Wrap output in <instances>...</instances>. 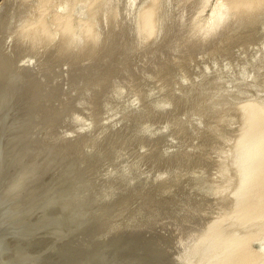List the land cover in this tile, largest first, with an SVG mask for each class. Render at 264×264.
I'll list each match as a JSON object with an SVG mask.
<instances>
[{"label": "rangeland", "instance_id": "1", "mask_svg": "<svg viewBox=\"0 0 264 264\" xmlns=\"http://www.w3.org/2000/svg\"><path fill=\"white\" fill-rule=\"evenodd\" d=\"M16 1L13 2L15 6L18 5ZM45 1L47 2L48 14L46 18H42L41 22L44 25L43 28L47 27L48 30L42 32V36L39 34L41 37L38 38L39 40L37 39L38 36H35L39 43L36 42L35 37L33 39L30 38L31 36L25 37L32 33V30H29L30 33L25 35V32L30 28L28 19L31 15V17L36 16L34 7L39 8V1H35L37 6L34 1H31L34 4H32L33 7H31V3L29 4L28 7L33 11L29 10L32 14L25 11L30 15H28V19H25L27 16L25 14V17L19 16V12L22 11L18 7L19 12L14 14L15 16L13 14L12 17L9 16L13 20L12 23L9 21L11 25L9 22H7V26L5 25L6 27L9 26L10 29L6 28L7 32L4 31L3 33L5 36L3 34L1 36L0 33V68H4L0 72L4 73L3 75L8 74V76L2 77L0 73L4 79L2 83L3 79L0 77V110L5 108L6 111L4 106L8 107L10 103L14 102L12 106L8 107L12 109L8 110L7 108L12 113L6 111L11 116H6L8 122H6L7 119L5 120V115L8 113L4 115L0 111L2 113L0 114L4 115L3 118L0 117V126L2 127L0 130L6 134L4 135L0 131L4 135L0 139L5 140L6 136L11 135L5 140V142L11 140L10 142L4 143L5 146L1 144L3 148L5 147L4 150L6 147H10L8 148L10 150H6L4 153L0 150L3 153L0 154L2 156H0V190L4 192L8 187L14 186L12 187L15 189L14 196L22 198L27 206L28 221L31 225V228L28 227L27 229L29 230L28 233L34 235L30 238L28 245L22 241H15L12 247L13 251H9L8 257L11 258L9 264H105V262L106 264H204L205 260H207L205 264H212L216 261L219 264L218 260L215 262L210 260L209 263L211 256L208 259H205V256L207 255V258L210 254L208 252L213 250L212 246L214 249L216 248V251L218 246L220 248L226 242H231L235 250H241L242 247L241 251H243L244 256L246 255L245 259L250 260L249 264L253 262V264H264V219H260L264 218L261 216L264 213V198L261 197L264 195V185L258 184L257 187L250 189L247 197L241 196L238 194L239 190L237 191L240 188L238 175L235 174L238 171L235 168L239 167L247 150V147L240 149L238 144L246 129L244 120L246 113L243 116L246 109L241 107L244 104L246 107L247 104L251 103L264 111V6L258 9L257 5L256 10V7L252 9L256 14L262 13L257 15L259 20L255 13L252 14V11L249 12L246 9H244L246 13L241 11L246 15L248 12H252L251 14L255 15L257 20L253 19L252 16L250 19L244 14L243 17L238 16L242 14L240 12L238 15L236 13L237 19L233 18L235 21L240 19L239 22L242 21L241 23L244 25L248 19L250 24L247 22L242 26L238 23L239 26L236 27L237 22L233 20L231 24L235 25L236 28L230 25L233 30L229 26L228 34L226 33L224 38L206 45L199 38H195L192 31L195 30L196 32H194L197 33L201 23L205 25L209 20L210 11L222 0H209L205 8L203 0H156L160 4L155 21L157 22V30H163L164 34L170 35L172 32L170 26L177 22L178 17L183 16L182 18L186 21V31L189 32L188 35L185 31L187 36L183 35L179 42H174V40L172 42L167 38L164 44L161 43L162 47L161 45L159 47L154 45L150 38V41L141 39L144 41V43L142 42L143 45L141 43L139 46L134 45L137 43L134 35L136 33L134 16L139 22L143 18L140 17L143 15L141 13L144 10L142 7L145 3H153H150V0L148 2H146L147 0H140L142 3L139 4L138 9L134 8L131 10L132 12L129 8L126 9V0H111V2L109 0L108 4L105 0L99 8H97L98 0H69L68 2L72 1V5L74 4V9L68 3V6L65 5V10H61V6L62 9L64 7V0H43L42 2ZM83 1L84 5H88L86 9L88 11L89 8L90 12L81 17L76 11ZM237 1L242 3V0ZM245 1H243L244 5L238 2L235 4L233 0L231 3H234V5L232 3L233 6H252L251 4L256 0H251L250 5L244 3ZM2 2L3 0H0L1 4ZM4 2H6V7H4V3L0 4L1 18H6V14L8 16L12 12L15 13L13 10L15 6L10 4L12 6L10 13L9 0ZM182 2L185 3L179 8L178 4ZM93 5L95 6L93 7ZM91 6L93 9H90ZM105 6L110 7L109 10L112 11L108 12ZM191 6L193 10L190 8ZM15 8L17 9V7ZM260 8L261 11H257ZM21 9L23 8L21 7ZM58 9L61 12L65 11L67 15H71V32L73 33L71 36L74 35V38L82 39L84 44L80 40L82 44L71 41L75 45L78 44L77 47L71 43H64L66 46H62L64 37L67 35L63 37L64 33L58 32L61 31L58 29L59 21H56L57 15H60ZM113 9H115V13ZM201 10L203 14H201ZM101 14L103 18L100 17ZM105 15L107 18H104ZM16 17L18 19L15 22ZM173 17L176 22L172 21ZM241 18H244V22ZM104 19L105 21H102ZM109 19L111 22L114 21L111 25H117L115 27L114 25L110 26ZM1 21L4 22V19H0V26L3 24ZM85 21H90L95 25L94 32H91L92 36L98 39V44L101 43L100 46L85 45V35H83L84 33L81 35L84 24L82 22ZM166 21H170V23L172 21V24H168ZM21 22L24 23L22 24L25 27ZM26 22L28 23L26 24ZM103 23H107L105 24L106 27ZM129 23H134V25ZM128 24L131 26L129 27ZM190 24L195 27L201 25L199 28L192 29ZM12 25L13 27H11ZM133 26L135 32L131 29L134 28ZM190 26L191 30L188 31L189 28L187 27ZM63 27L65 28V23H63ZM107 27L109 29L115 28L113 30L119 36L111 34L114 35L112 37L109 34L110 38L108 37V39V32H111ZM18 28L19 31L16 35ZM229 30H232L231 33ZM20 35L23 37L21 38ZM189 36L193 37L190 38ZM118 37L120 41H116L119 40ZM99 38H103L101 40H105V43H102ZM132 38L134 41L131 40ZM106 39L108 43H106ZM110 39L113 42H109ZM121 39L124 41L122 42ZM31 40L37 44L33 45L34 42ZM187 40L193 42L190 41V44ZM114 41L115 44L119 42V49L126 48L124 46L125 44L128 46L129 41H132L131 43L136 46L135 50L132 44L133 47H130L132 49L127 47L129 52L126 53L130 56L127 55L126 62L123 66L121 65V68L117 65L120 60L116 56L118 55L117 52L108 53V56L103 55L110 43L112 44L109 48L114 45ZM148 41L152 44H149ZM236 41H240V43ZM124 42L127 43L124 44ZM173 46L177 47L175 52L171 50ZM69 47L71 51L68 50L69 53H67L66 50ZM82 47L84 49L81 50ZM93 47H96V50H92ZM203 47L205 48L203 49ZM8 48L14 54H11ZM85 48L87 52H85ZM207 48L211 49L208 50ZM200 49L204 52H199ZM59 51L62 53L65 51L66 56ZM99 51L102 54H97L100 53ZM220 52L224 53L221 54ZM59 53L63 58H58L60 57ZM69 54L72 59L79 55L80 62L77 61L74 66ZM10 55L14 57L13 60L16 62L3 65L2 60L11 58ZM56 56L58 57L56 58ZM201 57H205L203 61ZM213 57L215 61L212 59ZM146 61H149L150 64H147ZM100 63L105 69L107 67L108 69L101 73L104 74L98 84L92 80L94 75L91 74V68L100 65ZM208 67L210 68L208 69ZM10 69L12 71L9 74L8 70L10 71ZM174 70L176 71L174 72ZM142 73L146 74L147 77ZM148 73L150 77H148ZM140 76L145 78L141 77L140 79ZM122 78L124 79L122 80ZM118 90L121 93H118ZM255 105L253 107L257 108ZM243 109L245 110L242 111ZM2 119L6 122L5 124L1 123ZM1 124L5 127L8 124L6 130ZM261 125V122L257 123L251 129L250 137H247L249 143H253L257 139ZM228 147H232L230 148V150L232 149L231 152ZM237 149L241 151L237 152L236 157ZM10 152L11 155H9ZM229 156H232L231 160L234 161H231ZM6 158L9 159V162ZM235 158L239 162H236ZM230 161L232 166H230ZM227 164L229 165L225 166ZM236 164L237 167L234 166ZM219 165H222L224 169ZM225 170L227 171L225 173L227 178L224 175ZM236 179L238 182L235 181ZM235 183L239 186H235ZM221 184L223 187H227L229 191L236 188L234 192L231 191L233 195L236 193V196L224 188L225 192L235 197L236 200L227 198L228 195H224L225 192L224 196L219 192H223ZM215 185H220L219 191L216 190ZM229 185H234V187L231 188ZM213 193L219 195L213 196ZM254 193L255 196L253 195V197L252 194ZM215 197L222 201L215 199ZM204 198L205 200H203ZM226 198L232 200L229 202ZM260 198L263 199L261 200L262 203L259 201ZM237 199L241 201L238 202ZM246 199L247 201L250 200V204ZM214 200L217 205L213 204ZM258 203H261L259 208H257ZM199 209L204 210V212ZM52 211L53 213H51ZM258 212L260 213L257 215ZM63 214L66 215L62 216ZM61 217L63 219H59ZM64 217L65 220H70L69 222L67 220L68 224L65 223ZM62 222L63 226L60 227ZM200 235L205 236L202 238L204 242ZM23 244L26 247H22ZM197 245H199L198 248ZM210 247L211 249L208 250ZM196 250L198 252H195ZM246 253L249 257L253 254V257L249 258Z\"/></svg>", "mask_w": 264, "mask_h": 264}, {"label": "bare ground", "instance_id": "2", "mask_svg": "<svg viewBox=\"0 0 264 264\" xmlns=\"http://www.w3.org/2000/svg\"><path fill=\"white\" fill-rule=\"evenodd\" d=\"M5 0H3V2H2V4L4 3V7H6L5 6V4H6V2H4ZM7 1V0H6ZM15 1L16 0H11V3H10V0H9V6H15L14 4H13V2L15 3ZM31 1H39V8H37L36 9V7H34L33 9H34V11H36V13H35V17H31L29 14H32L30 11H33L31 8H29L28 6H29V4L31 3ZM43 0H19V1H16V3L18 4H16L17 6H15V7H17V9L14 7L13 8V10L15 11V13H13L12 12V6H11V11H9L10 13H11V15H8L7 16V14H6V12L8 11V8H9V6H8V8H7V11L5 12V14H6V18H4L3 17V15H2V17L3 18H1V15H0V19H4V22H2L1 21V26H0V33H1V36H2V34L4 33V31L5 32H7V30H6V28L8 29H10V27L8 26V27H6L7 25H8V23L7 22H11L12 23V19L11 18H9V16L10 17H12L14 14L16 15V13H18L19 11H18V7L20 8V10L22 11V12H19V16L21 17V15H23L24 16V14H25V16L27 15H29L30 16V18H29V16L27 17H25V19H28L29 21V23L28 22H26V24L28 23L29 25H30V28L28 29V31L29 30H32V33H30V31L28 32V31H26V29H25V35H27L28 33H30V35L29 36H25V37H30V38H32L33 39V37H37V39L38 38H41V37H39L40 35L39 34H41V36H42V32H44V31H46V30H48L47 29V27L45 28H43V24H42V22H41V20H42V18H46L47 17V12H48V7H47V2L45 1V2H42ZM51 1V0H50ZM69 0H64V3H63V9H62V6H61V10H65L64 8H65V5H67L68 3H70L71 5H72V1L71 2H68ZM92 1V0H91ZM90 1V2H91ZM99 1V3H98V7L97 8H99V6H101L102 4H103V2L105 1V0H98ZM114 1V0H113ZM123 1V0H122ZM121 1V2H122ZM142 1H144V0H142ZM142 1H140V0H126V9H128L129 8V10H130V12H132L131 10H133L134 8L136 9H138V7H139V4H141L142 3ZM146 1V0H145ZM182 1V0H181ZM184 1V0H183ZM207 1L209 2V0H203V6H204V8H205V6H207L206 5V3H207ZM230 2H228V4H227V2H226V0H222V2H220V3H218V4H216V6L210 11L211 13H210V16H209V20H208V18H206L208 21L205 23V25H203V23H201V24H199V26H200V28H199V26H196V27H198L199 29L197 30V33H195L194 31H192V33L193 34H195V38H199V40L201 41V42H204V43H206V45H207V43H213V42H215V41H217L218 39H220V38H224L225 36L224 35H226V33L228 34V29H229V26L230 25H232L231 23H233V22H231V21H233L235 18L237 19V17L235 16V14L237 13V15L239 14V12L240 13H242V14H239L238 16H242L244 13H246V11L244 10V9H246V10H248L249 12L250 11H252L251 13L252 14H254L255 12H254V10H252L253 8H255L257 5V7H258V9H259V7H261V6H264V0H254L255 2L253 3V4H251L252 6H233L234 5V3L233 2H235V4H238V3H241V1H237V0H233V5H232V3H231V0H229ZM243 1L244 0H242V3H241V5L243 4ZM251 0H246L244 3H248L249 4V2H250ZM109 3V0H107L106 1V3ZM110 2H111V0H110ZM146 2H148V0L146 1ZM150 3L151 2H153V3H151V4H146L145 2V4L143 5V7H142V9H144V10H142L143 12H141V13H143V15L142 16H140V17H143L142 19H140V17H139V19L140 20H143V21H141L140 22V20H139V22H138V19L136 18V16H134V23H135V25H136V33H134V35H135V42H137V43H133L134 45H136L137 44V46H139V44L141 43L142 44V42L144 43V41H147L146 39H148L149 40V38H150V40H153V42H154V45H157V46H159L160 47V45H161V47H162V44L161 43H163L164 44V41L168 38V40L170 39L172 42H173V40H174V42H179V40H180V38L181 37H183V35L186 37L187 36V34L189 33V32H187L186 31V21L182 18L183 16H181V17H178L179 19H177V22L176 21H174V17H173V22H176V23H173V25H171L170 26V30L172 31L171 32V34L170 35H167L168 33H166V34H164L163 33V30H162V28H161V30L162 31H160L159 29L157 30L156 29V26H157V22H155L156 21V18H157V15H158V12H159V7H160V4H159V2L158 1H156V0H150L149 1ZM176 2V1H175ZM175 2H173V3H175ZM186 2V1H185ZM185 2H182L181 4H178L179 5V8L181 7V5L183 4V3H185ZM236 2H238V3H236ZM19 3H20V6L23 8V9H21V7L19 6ZM36 3V2H35ZM74 3V2H73ZM106 3H105V5H106ZM107 3V4H108ZM165 3V2H164ZM172 3V4H173ZM179 3V2H178ZM187 3H188V1H187ZM231 3V4H230ZM1 4V3H0ZM1 4V5H2ZM11 4V5H10ZM33 3H31V5H32ZM85 4H87V2H85ZM91 4V3H90ZM111 4H113V3H111ZM208 4V3H207ZM247 4V5H248ZM262 4V5H261ZM0 5V6H1ZM34 5V4H33ZM33 5L31 6V7H33ZM48 5H50V4H48ZM62 5V4H61ZM71 5H69L70 7H73V5L71 6ZM95 5H96V3H95ZM95 5H93V7L95 6ZM176 5V4H175ZM184 5H186V4H184ZM196 5V4H195ZM232 5V6H231ZM244 5V4H243ZM250 5V4H249ZM260 5V6H259ZM36 6H37V3H36ZM68 6V5H67ZM67 6H66V9H68L67 8ZM86 6H88V5H84V1L83 2H81V5H79L78 7H77V13L78 14H80L81 15V17L82 16H84V15H86V13H88V12H90L89 11V8H88V11H87V9H86ZM111 6V5H110ZM170 6V5H169ZM50 7V6H49ZM106 8H107V10H108V12L110 11H112V10H109V8L110 7H107V6H105ZM113 7H114V5H113ZM163 7V6H162ZM175 7V6H174ZM174 7H173V9H174ZM195 7V6H194ZM202 7V6H201ZM257 7L255 8V10L257 9ZM27 8H29L28 10H27ZM96 8V9H97ZM178 8V9H179ZM184 8V6L182 7V9ZM190 8H192V6L190 7ZM16 9V10H15ZM31 9V10H30ZM60 9V8H59ZM58 9V10H59ZM71 9V8H70ZM69 9V10H70ZM73 9H74V7H73ZM90 9H93L92 8V6H91V8ZM112 9V8H111ZM172 9V8H171ZM188 9V8H187ZM200 9V8H199ZM6 10V9H5ZM4 10V11H5ZM30 10V11H29ZM50 10V9H49ZM95 10V9H94ZM100 10V9H99ZM114 11V13H115V9H113ZM128 10V11H129ZM181 10V9H180ZM179 10V12H182V11H180ZM192 10H193V8H192ZM205 10V9H204ZM241 10H243V12L241 11ZM263 10H264V8H263ZM3 11V10H2ZM3 11V12H4ZM17 11V12H16ZM25 11H29L28 13L27 12H25ZM60 11V10H59ZM68 11V10H67ZM101 11V10H100ZM174 11V10H173ZM175 11H178V10H175ZM189 11V10H188ZM188 11H186V12H188ZM196 11V10H195ZM257 11H261V8H260V10H257ZM2 12V13H3ZM24 12V13H23ZM107 12V13H108ZM178 12V13H179ZM204 12V11H203ZM248 12V15H246V14H244V15H246L247 17H250V19H251V16H252V18L254 19H256L257 20V18H258V16H259V14L258 13H260V12H258L257 14L255 13V15L257 16V18L255 17V15L253 16L251 13H249ZM263 12V11H262ZM1 13V14H2ZM8 13V12H7ZM10 13H8V14H10ZM27 13V14H26ZM60 13V15L58 14L57 15V18H56V21H59V23H58V29L59 30H61V31H58L59 33L60 32H62V34H63V37L65 36V35H67V36H65L64 37V41H63V47H65L66 45L65 44H67V43H71V44H73L71 41H75V43H78V44H80L81 43V41L80 40H82V39H78V38H74V35L73 36H71L73 33L71 32L72 31V25H71V22H70V18H71V15H67L66 13H65V11L64 12H59ZM135 13H136V11H135ZM140 13V14H141ZM174 13V12H173ZM183 13V12H182ZM195 13H197V12H195ZM13 14V15H12ZM34 14V13H33ZM169 14H171V13H169ZM199 15H201V14H203L202 13V10H201V14L200 13H198ZM197 14V15H198ZM250 14V15H249ZM260 14H262V13H260ZM14 15V16H15ZM46 15V16H45ZM128 15V14H127ZM176 15H177V13H176ZM175 15V16H176ZM197 15H196V17H197ZM5 16V15H4ZM73 16V15H72ZM106 16V15H105ZM111 16V15H110ZM115 16V15H114ZM117 16V15H116ZM171 16V15H170ZM178 16H180L179 14H178ZM185 16V15H184ZM190 16V15H189ZM188 16V17H189ZM202 16V15H201ZM235 16V17H234ZM245 16V17H246ZM19 17V18H20ZM24 17H22V19L24 20ZM101 18H103L102 17V14H101V16H100ZM167 17V16H166ZM165 17V18H166ZM186 17V16H185ZM195 17V16H194ZM195 17V18H196ZM243 17V16H242ZM261 17V16H260ZM104 18H107V16L106 17H104ZM119 18V17H118ZM164 18V17H163ZM172 18V17H171ZM180 18H182V19H180ZM194 18V19H195ZM200 18V17H199ZM203 18V17H202ZM234 18V19H233ZM239 18V17H238ZM7 19V20H6ZM9 19H11V20H9ZM16 19H18L17 17L15 18V22L17 21ZM117 19V18H116ZM170 19V18H169ZM193 19V18H192ZM198 19V17L196 18V20ZM201 19V18H200ZM199 19V20H200ZM244 19V18H243ZM242 18H241V20H243ZM246 19V18H245ZM252 19V20H253ZM73 20V19H72ZM96 20V19H95ZM132 20H133V18H132ZM131 20V21H132ZM167 20V19H166ZM185 22H184V21ZM198 20V21H199ZM203 20V19H202ZM258 20H259V18H258ZM36 21V22H35ZM56 21H55V23H56ZM102 21H105V19L104 20H102ZM109 21H110V26H112V25H114V24H112L111 25V23H114V21L113 22H111V20L109 19ZM119 21H120V19H119ZM127 21H129V20H127ZM130 21V22H131ZM172 21H171V23H170V21L168 22V21H166V22H168V24L170 23V24H172ZM191 21V20H190ZM235 21V20H234ZM240 21V19L238 20V21H235V22H237V24H235V22H234V24L236 25V27L237 26H239V24L238 23H240V25H242V26H244L247 22H248V19L245 21L246 23H244V25H243V23H241V22H239ZM251 21V20H250ZM10 22H9V24H10ZM19 22V24H20V21H18ZM193 23L195 22V21H192ZM243 22H244V20H243ZM14 23V22H13ZM23 22H21V24H22ZM63 23H65V28L63 27ZM84 23V24H83ZM134 23H129V24H131V25H134ZM162 23H163V21H162ZM161 23V24H162ZM192 23V24H193ZM249 24H250V22H248ZM255 23V22H254ZM15 24V23H14ZM24 24V23H23ZM22 24V25H23ZM54 24V23H53ZM81 24V23H80ZM79 24V25H80ZM82 24H83V28L81 29V31H83V32H81V35L83 34V35H85V38H84V41H85V45L87 44V46L88 45H93V46H96V45H101V43L100 44H98L99 42H98V39L96 38L95 39V37H93L92 35V32L91 31H93L94 32V30H95V25L93 24V23H90V21H85V22H82ZM104 24V26H105V24H107V23H103ZM119 24V23H118ZM128 24V26L130 27L131 25H129ZM139 24V25H138ZM141 24V25H140ZM165 24V23H164ZM198 24V23H197ZM6 25V26H5ZM11 25V24H10ZM16 25V24H15ZM101 25H102V23H101ZM117 24H115L114 25V27L116 26ZM121 23H120V28H121ZM163 25V24H162ZM167 25V24H166ZM189 25V24H188ZM191 25V24H190ZM195 25V24H194ZM235 25H232V26H234L235 27ZM4 26H5V29H4ZM19 26V25H18ZM24 26V25H23ZM23 26H22V28H23ZM55 26V25H54ZM99 26V25H98ZM103 26V25H102ZM141 26V27H140ZM165 26V25H164ZM192 26V29L193 28H195L196 29V27L195 26H193V25H191ZM191 26L190 27H187V28H189V30L188 31H190L191 30ZM232 26H230L231 27V29H232ZM2 27H3V29H2ZM11 27H13V25L11 26ZM19 27H21V25L19 26ZM25 27V26H24ZM73 27H74V25H73ZM100 27V26H99ZM106 27V26H105ZM109 27V26H108ZM107 27V28H108ZM119 27V26H118ZM128 27V28H129ZM134 27V26H133ZM167 27V26H166ZM235 27V28H236ZM241 27V26H240ZM249 27H251L250 25H249ZM14 28H16V27H14ZM55 28V27H54ZM75 28V27H74ZM113 28V27H112ZM117 28V27H116ZM128 28H127V30H128ZM234 28V29H235ZM242 28V27H241ZM241 28H239V29H241ZM246 28V27H245ZM8 29V30H9ZM21 29V28H20ZM76 29V28H75ZM102 29V28H101ZM106 29V28H105ZM109 29V28H108ZM114 30H115V28H113ZM113 29H109L110 30V32L111 33H109L108 32V35L110 34H114V35H116L117 33L113 30ZM118 29V28H117ZM131 29H135V27L134 28H131ZM131 29H130V31H131ZM164 29V28H163ZM168 29H169V27H168ZM16 30V29H15ZM104 30V29H103ZM120 30V29H119ZM121 30H122V28H121ZM120 30V31H121ZM170 30H168V31H170ZM233 30V29H232ZM232 30H229V32L231 33V31ZM17 31V33H16V35L18 34V31H19V28H18V30H16ZM22 31V30H21ZM106 31V30H105ZM108 31V30H107ZM106 31V32H107ZM112 31H114L113 33H112ZM117 31V30H116ZM165 31V30H164ZM187 32V34H186V32ZM23 32V31H22ZM41 32V33H40ZM100 32H103V31H100ZM117 32H119V31H117ZM133 32H135V30L133 31ZM165 32H167V31H165ZM184 32H185V34H184ZM238 32V31H237ZM249 32V31H248ZM20 33V32H19ZM104 33V32H103ZM123 33V32H122ZM126 33V32H125ZM132 33V32H131ZM243 33V32H242ZM32 34V35H31ZM133 34V33H132ZM136 34H137V36H136ZM192 34V35H193ZM233 34V33H232ZM22 35H23V33H22ZM106 35H107V33H106ZM107 35V38L109 37L110 38V35L108 36ZM114 35H111L112 37H114ZM118 35V34H117ZM134 35H131L132 37H134ZM189 35V34H188ZM191 35V34H190ZM233 35H235V34H233ZM3 36H5L4 34H3ZM103 36V35H102ZM119 36V35H118ZM120 36H121V34H120ZM131 36H130V38H131ZM167 36V37H166ZM228 36V35H227ZM18 37V36H17ZM20 37H21V35H20ZM23 37V36H22ZM21 37V38H22ZM36 37L34 38L35 40H36V42H38L39 43V41H37V39H36ZM46 37V36H45ZM53 37H55V36H53ZM52 37V38H53ZM60 37H61V35H60ZM127 37H129L128 35H127ZM166 37V38H165ZM172 39H171V38ZM175 37V38H174ZM190 37V36H189ZM191 37H193V36H191ZM190 37V38H191ZM235 37V36H234ZM242 37H243V35H242ZM15 38H16V36H15ZM44 38V37H43ZM47 38H49V37H47ZM51 38V40L53 41V39ZM108 38V39H109ZM174 38V39H173ZM246 38V37H245ZM17 39V38H16ZM27 39V38H26ZM55 39V38H54ZM60 39V38H59ZM101 39H103V38H99V40H101ZM114 39V38H113ZM118 39L119 40H116V41H120V38L118 37ZM124 39H125V35H124ZM124 39L122 40V42L124 41ZM144 40V41H142V40ZM182 39V38H181ZM185 39V38H184ZM188 39V38H187ZM227 39V38H226ZM18 40V39H17ZM24 40V39H23ZM29 40V39H28ZM39 40V39H38ZM49 40V39H48ZM47 40V41H48ZM67 40H69V41H67ZM112 39H110V41L109 42H113V41H111ZM126 40V39H125ZM128 40V39H127ZM131 40H133L134 41V39L132 38ZM149 40V41H150ZM193 40V39H192ZM192 40H187V41H189V43H190V41H192ZM230 40V39H229ZM235 40H238V39H235ZM234 40V41H235ZM244 40V39H243ZM21 41V40H20ZM31 41H33V40H31ZM50 41V40H49ZM51 41V42H52ZM77 41V42H76ZM102 41V40H101ZM106 43H108V40L106 39ZM149 41H148V43H149ZM194 41V40H193ZM192 41V42H193ZM199 41V42H200ZM228 41V40H227ZM231 41H233V40H231ZM241 41V40H240ZM240 41L239 42H237V43H240ZM22 42V41H21ZM26 42V41H25ZM34 42V41H33ZM36 42H34V43H32V42H29L30 44L32 43L33 45L34 44H37ZM128 42V41H127ZM127 42H124V44L125 43H127ZM132 42V41H131ZM130 41H129V45L127 46L126 44H125V46H124V44H123V46L124 47H126V48H123L122 46V48L123 49H119L120 48V46H118V44H119V42H116V44H115V41H114V45L113 46H111V48H109L110 47V44H112V43H110L107 47L109 48H107L108 49V51H107V49H105L104 51H105V53L103 54V55H105L106 54V56H108L109 54L108 53H111V54H114L115 52H117V54L118 55H116L117 57H119L120 58V60L118 61V63H117V65L121 68L123 65H124V63L126 62L125 60L127 59V55L128 56H130L129 54H127L126 52H129V49H132V48H130V47H133L134 45L131 43ZM222 42V41H221ZM225 42V41H224ZM230 42V41H229ZM17 43V42H16ZM20 43V42H19ZM22 43H24V42H22ZM28 43V44H29ZM65 43V44H64ZM75 43L73 44V46L75 45ZM82 43L84 44V42H83V40H82ZM81 43V44H82ZM102 43H105V40L104 41H102ZM182 43V42H181ZM196 43V42H195ZM245 43V42H244ZM18 44V43H17ZM25 44V43H24ZM78 44H76V45H78ZM131 44L133 45V46H131ZM149 44H152V43H149ZM187 44V43H186ZM191 44V43H190ZM192 44H194V43H192ZM226 44V43H225ZM65 45V46H64ZM69 45V44H68ZM75 45V47H77ZM122 45V44H121ZM143 45V44H142ZM142 45H140V46H142ZM189 45V44H188ZM187 45V46H188ZM195 45V44H194ZM193 45V46H194ZM197 45H198V43H197ZM206 45H205V47H206ZM227 45V44H226ZM225 45V46H226ZM230 45V44H229ZM244 45V44H243ZM0 46H1V41H0ZM19 46V45H18ZM21 46V45H20ZM24 46V45H23ZM32 46V45H31ZM30 46V47H31ZM61 46V48L62 49H64L63 47ZM73 46H71V47H73ZM82 46H84V45H82ZM86 46V47H87ZM146 46V45H145ZM148 46V45H147ZM165 46V45H164ZM163 46V47H164ZM168 46V45H167ZM175 46V45H174ZM172 47V51H176L175 49L177 48H175V47ZM184 46V45H183ZM193 46H192V49H193ZM228 46V45H227ZM231 46V45H230ZM15 47H17V46H15ZM26 47V46H25ZM29 47V46H28ZM35 47V46H34ZM74 47V49H76ZM96 47H98V46H96ZM95 47V48H96ZM127 47H129V49H127ZM135 47L136 46H134V50H135ZM143 47V46H142ZM141 47V48H142ZM205 47H203V49L205 48ZM221 47V46H220ZM224 47V46H223ZM1 48V47H0ZM90 49L92 48L91 46L89 47ZM94 48V47H93ZM92 49V50H96V49ZM103 48H105L104 46H103ZM190 48V47H189ZM202 48V47H201ZM214 48H215V46H214ZM214 48H213V50H214ZM228 48H229V46H228ZM3 49V48H2ZM9 49V48H8ZM15 49V48H14ZM17 49V48H16ZM29 49H31V48H29ZM33 49V48H32ZM31 49V50H32ZM72 49V48H71ZM78 49H80V48H78ZM82 49H84V47H82L81 48V50ZM139 49V48H138ZM143 49V48H142ZM149 49V48H148ZM158 49V48H157ZM208 49V48H207ZM209 49H211V48H209ZM208 49V50H209ZM219 49V48H218ZM226 49V48H225ZM224 49V50H225ZM232 49V48H231ZM10 50V53L12 52L11 51V49H9ZM18 50V49H17ZM68 50H70V47H69V49L67 48V50H66V52L67 53H69V51ZM100 50V49H99ZM137 50V49H136ZM140 50V49H139ZM139 50H138V52H139ZM146 50V49H145ZM159 50H160V48H159ZM184 50V49H183ZM198 50V49H197ZM222 50V49H221ZM7 51V50H6ZM15 51V50H14ZM13 51V52H14ZM34 51V50H33ZM60 51H62V50H60ZM59 51V52H60ZM71 51V50H70ZM89 51V50H88ZM142 51V50H141ZM178 51V50H177ZM180 51H181V49H180ZM186 51H187V48H186ZM191 51V50H190ZM194 51V50H193ZM201 51H203L204 52V50H201L200 49V51L199 52H201ZM215 51V50H214ZM2 52V51H1ZM78 52V51H77ZM85 52H87V50H86V48H85ZM90 52H91V50H90ZM98 52V51H97ZM100 52V51H99ZM114 52V53H113ZM137 52V53H138ZM195 52V51H194ZM227 52V51H226ZM3 53V52H2ZM6 53V52H5ZM9 53V54H10ZM18 53L20 54V51H18ZM61 54H65V56H66V53H65V51L62 53V52H60ZM60 53H59V55H60ZM83 53H84V51H83ZM150 53V52H149ZM159 53V52H158ZM206 53V52H205ZM214 53V52H213ZM221 54H223L222 52H220ZM7 55H8V53H6ZM11 54H14V53H11ZM15 54H16V52H15ZM82 54V53H81ZM97 54H102V52H100V53H97ZM110 54V55H111ZM119 54H120V56H119ZM131 54V53H130ZM153 54V53H152ZM174 54V53H173ZM191 54V53H190ZM196 54V53H195ZM216 54V53H215ZM18 55V54H17ZM58 55V56H59ZM89 55H91V54H89ZM93 55V54H92ZM91 55V56H92ZM133 55V54H132ZM131 55V56H132ZM150 55V54H149ZM148 55V56H149ZM197 55V54H196ZM9 56V55H8ZM11 56V55H10ZM58 56H56V58L58 57ZM62 55H60V57H58V58H63V57H61ZM67 56H68V54H67ZM69 56H70V54H69ZM87 56V55H86ZM90 56V57H91ZM96 56H98V55H96ZM95 56V57H96ZM207 56H208V54H207ZM210 56H213V55H210ZM220 56V55H219ZM226 56V55H225ZM3 57H6V56H4L3 55ZM15 57H17V56H15ZM19 57V56H18ZM71 57V59H72V56H70ZM75 57V56H74ZM105 57V56H104ZM103 57V58H104ZM190 57V56H189ZM193 57V56H192ZM199 57V56H198ZM203 57V56H202ZM201 57V58H202ZM206 57V56H205ZM204 57V58H205ZM11 58H12V60H11ZM11 58L9 57V58H7V60L5 59V60H2L3 61V65H5V63L7 64V63H10V62H12L13 63V61H14V63L16 62L15 60H13V58L14 57H12L11 56ZM67 58V57H66ZM69 58V57H68ZM82 58V57H81ZM85 58V57H84ZM106 58V57H105ZM104 58V59H105ZM132 58V57H131ZM148 58V57H147ZM185 58V57H184ZM204 58H202L201 60L203 61V59ZM208 58V57H207ZM215 58H216V56H215ZM18 59V58H17ZM79 59H80V56L78 55H76V57L75 58H73L72 60V62H73V65L74 64H76V62L77 61H79ZM96 59V58H95ZM98 59H100V58H98ZM118 59V58H117ZM200 59V58H199ZM214 61H215V59H214V57L212 58ZM221 59V58H220ZM69 60V59H68ZM101 60V59H100ZM148 60H150V59H148ZM187 60V59H186ZM210 60V59H209ZM259 60V59H258ZM70 61V60H69ZM83 61V60H82ZM90 61V60H89ZM98 61V60H97ZM106 61H108V60H106ZM167 61V60H166ZM182 61V60H181ZM198 61V60H197ZM71 62V61H70ZM69 62V63H70ZM80 62V61H79ZM100 62V61H99ZM103 62H104V60H103ZM130 62V61H129ZM144 62V61H143ZM147 62V64H150L149 63V61H146ZM151 62V61H150ZM161 62V61H160ZM177 62V61H176ZM188 62V61H187ZM200 62V61H199ZM205 62H206V60H205ZM93 63V62H92ZM98 63V62H97ZM209 63H210V61H209ZM212 63H214V62H212ZM217 63V62H216ZM71 64V63H70ZM79 64V63H78ZM128 64V63H127ZM131 64V63H130ZM152 64H154V63H152ZM152 64H151V66H152ZM12 65V64H11ZM80 65H81V63H80ZM105 65V64H104ZM122 65V66H121ZM143 65H145V63H143ZM176 65H178V64H176ZM212 66H213V64H211ZM75 66V65H74ZM117 66V70H118V67ZM139 66V65H138ZM141 67H142V65H140ZM147 66V65H146ZM175 66V65H174ZM257 66V65H256ZM261 66V65H260ZM263 66V65H262ZM1 67V66H0ZM150 67V66H149ZM206 67V66H205ZM215 67V66H214ZM218 67V66H217ZM11 68H12V66H11ZM18 68V67H17ZM134 68H135V66H134ZM145 68V67H144ZM151 68V67H150ZM155 68V67H154ZM204 68V67H203ZM210 67H208V69H209ZM258 68V67H257ZM4 69V68H3ZM2 68H0V71H2L3 70ZM108 69V67L105 69V67L104 66H102V63H100V65L98 64V65H96L95 67H93V68H91V74L92 75H94V77L92 78V80L93 81H95L96 83H98L99 84V82H101L100 80H101V78H102V75L104 74H101L102 72H106V70ZM122 69H124V68H122ZM142 69V68H141ZM149 69V68H148ZM176 69L178 70V68L176 67ZM206 69H207V67H206ZM206 69H204V70H206ZM116 70V71H117ZM152 72H153V70L152 69H150ZM170 70V69H169ZM259 70V69H258ZM11 71H12V69H10V71L8 70V72H9V74L11 73ZM113 71V70H112ZM112 71H110V72H112ZM119 71V70H118ZM136 71V70H135ZM139 71H140V68H139ZM176 70H174V72H175ZM143 73H144V71H142ZM147 72V71H146ZM145 72V73H146ZM150 72V71H149ZM169 72V71H168ZM190 72H191V70H190ZM1 74H2V77L3 76H8V74L6 75V73H5V75H3L4 73H2V72H0ZM116 73V72H115ZM120 73H121V70H120ZM142 73V74H143ZM110 74V73H109ZM112 74H113V72H112ZM112 74H110V75H112ZM117 74V73H116ZM153 74V73H152ZM166 74V73H165ZM172 74H174V73H172ZM171 74V75H172ZM122 75V74H121ZM143 75H146V74H143ZM148 77H150V74L148 73ZM107 76H109V75H107ZM106 76V77H107ZM167 76V75H166ZM166 76H164V77H166ZM0 77H1V75H0ZM1 77V78H2ZM124 77V76H123ZM128 77V76H127ZM126 77V78H127ZM141 77H143V76H140V79H141ZM145 77H147V75L145 76ZM145 77H143V79L145 78ZM154 77V76H153ZM159 77V76H158ZM161 77V76H160ZM131 78H132V76H131ZM152 78V77H151ZM174 78V77H173ZM172 78V79H173ZM3 79V78H2ZM1 79V80H2ZM109 79H110V77H109ZM112 79V78H111ZM124 78H122V80H123ZM138 79V78H137ZM148 79V78H147ZM156 79V78H155ZM118 80H120V79H118ZM121 80V81H122ZM146 80V79H145ZM3 81H4V79L2 80V83H3ZM106 81V80H105ZM138 81H140V80H138ZM157 81V80H156ZM163 81V80H162ZM162 81H160V82H162ZM107 82V81H106ZM105 82V83H106ZM118 82V81H117ZM1 83V84H2ZM5 83H7L6 81H5ZM104 83V82H103ZM119 83H120V81H119ZM140 83H141V81H140ZM154 83V82H153ZM240 83V82H239ZM8 84V83H7ZM117 84V83H116ZM133 84H134V82H133ZM154 85V84H153ZM174 85V84H173ZM177 85V84H176ZM183 85V84H182ZM100 86V85H99ZM104 86V85H103ZM241 86V85H240ZM246 86V85H245ZM134 87V86H133ZM242 87V86H241ZM240 87V88H241ZM118 88V87H117ZM244 88V87H243ZM116 91H117V89H116ZM236 92V91H235ZM117 93V92H116ZM115 93V96L117 95ZM118 93H121V91H119L118 90ZM113 95H114V93H113ZM114 97V96H113ZM112 99V98H111ZM110 99V100H111ZM105 101V100H104ZM108 101V100H107ZM115 101V100H114ZM13 104H14V102H12ZM12 103H10V105L8 106V107H10V106H12ZM163 103V102H162ZM109 104H110V102H109ZM251 103H249V104H247L246 105V107H244L245 106V104L243 105V107H241V108H245V109H243L242 111H244V113H243V116H244V114L246 113V115L244 116V117H246V118H244V120H245V124H246V129H245V133H243V136H242V138H240V141H239V146H240V149L242 148L243 149V147H247V150H246V152L244 153V155H243V159H242V162H241V164L239 165V169L238 168H235L236 169V171H237V173L235 172V174L236 175H238L237 177H238V180H239V184H240V188L239 189H237V191L239 190V193L238 194H240L241 196L242 195H244V196H246L247 194L249 195V191H250V189L251 188H253V187H257V185L259 184H262V185H264V124H263V122H264V111L262 110V108L260 109V107L258 108L257 107V105H255V104H251V106L249 107V105H250ZM256 106L257 108H255V107H253V106ZM14 106V105H13ZM4 107H6V111H8V110H10V109H12V108H8L7 106H4ZM108 107H110V106H108ZM3 108V107H2ZM7 108H8V110H7ZM14 108V107H13ZM4 111H5V108L3 109ZM2 109L0 110L1 112H3V114L5 115L6 113H8V112H10V111H8V112H4ZM0 112V113H1ZM12 112H10V114H11ZM2 114V113H1ZM0 114V117L2 116ZM10 114L8 113V114H6L5 115V120L8 118V117H6V116H10ZM3 115V116H4ZM3 116H2V118H3ZM11 117V116H10ZM1 119V118H0ZM10 119V118H9ZM259 120H261L260 122L262 123V125H261V129L259 130V132L257 133V139L256 140H254V142L252 143V142H248V140H247V137L249 136L250 137V131H251V129H253L254 128V126L257 124V123H260L259 122ZM262 120H263V122H262ZM2 122L1 123H6V122H8V119H7V121L5 122L4 121V119H2L1 120ZM244 124V125H245ZM2 125V124H1ZM7 125L8 124H6V127H7ZM4 128H5V130H6V127H5V125H2ZM263 126V127H262ZM1 127V126H0ZM9 127V126H8ZM3 128V129H4ZM0 129H2V127L0 128ZM8 129V128H7ZM1 131V130H0ZM4 132V131H3ZM2 131H1V133H3ZM0 133V134H1ZM7 133V132H6ZM4 134V133H3ZM1 134L0 135V137L2 136H4V135H6V134ZM8 135H10L9 133H7ZM252 134V133H251ZM1 137V138H2ZM9 137H11V135L9 136ZM8 136H6V139L5 140H7L8 138H9ZM238 139V138H237ZM5 140H3V139H0V150L4 153L6 150L7 151H9L8 150V148H10V147H6V149L4 150V148L1 146V144L3 145V146H5L4 145V143L6 144V142H10L11 140H9V141H6L5 142ZM233 144V143H232ZM234 144H235V142H234ZM7 146H8V143H7ZM231 146V145H230ZM233 147V146H232ZM232 147H230V148H232ZM237 147V146H236ZM3 150H2V149ZM229 148V147H228ZM230 148H229V151L231 152V150H230ZM228 150V149H227ZM226 150V151H227ZM235 150V149H234ZM1 151H0V154L2 155L3 153H1ZM226 151H224L226 154H227V152ZM239 150L237 149V151H236V157H237V152H238ZM241 151V150H240ZM239 151V152H240ZM224 152H222V153H224ZM233 152V151H232ZM225 154V155H226ZM229 154V153H228ZM235 154V153H234ZM0 155V156H1ZM9 155H11V152H10V154ZM8 155V156H9ZM223 155V154H222ZM230 155H231V153H230ZM239 155H240V153H239ZM242 155V154H241ZM224 156V155H223ZM227 156V155H226ZM2 157V156H1ZM1 157H0V159H1ZM220 157V156H219ZM225 157V156H224ZM223 157V158H224ZM228 157V156H227ZM226 157V159H229L230 158V160H231V157L232 156H229V158H227ZM233 157H234V155H233ZM220 158H222V157H220ZM7 159V158H6ZM236 159V162H239L238 161V159H239V157H238V159L237 158H235ZM8 160V162H9V159H7ZM6 160V161H7ZM218 160H219V158H218ZM223 160V159H222ZM239 160H241V159H239ZM6 161H4V162H6ZM226 161V160H225ZM224 161V162H225ZM231 161H234L233 159L231 160ZM231 161L229 162L230 163V166H232V164H231ZM228 162V161H227ZM226 162V163H227ZM223 163V162H222ZM221 163V164H222ZM234 163V162H233ZM214 164H215V161H214ZM220 164V163H219ZM8 165V164H7ZM229 164H227V165H225V166H228ZM216 166V165H215ZM219 166H221V168H222V165H219ZM235 167H237L238 165L236 164V165H234ZM224 167V166H223ZM213 168V167H212ZM231 168V167H230ZM222 169H224V168H222ZM226 169V168H225ZM232 169H233V167H232ZM234 169V170H235ZM213 170V169H212ZM219 170V169H218ZM234 170H230V171H234ZM17 171V170H16ZM18 171H20V170H18ZM229 171V172H230ZM216 172H219V171H216ZM221 173H222V171H220ZM227 171L225 170V172H224V175L226 176L225 178H227V175L225 174ZM239 172V173H238ZM16 173V172H15ZM220 173V174H221ZM216 174V173H215ZM219 174V175H220ZM228 174V173H227ZM232 174V173H231ZM216 176H218V175H216ZM229 176V175H228ZM232 176V175H231ZM233 177V176H232ZM236 177V178H237ZM229 178V177H228ZM213 180V179H212ZM215 180V179H214ZM230 180L232 181V179L230 178ZM234 180V179H233ZM220 181V180H219ZM226 181V180H225ZM230 181V182H231ZM235 181H237V179L235 180ZM234 181V182H235ZM213 182V181H212ZM218 182V181H217ZM223 182V181H222ZM228 182V181H227ZM233 182V181H232ZM238 182V181H237ZM236 182V183H237ZM229 183V182H228ZM235 183V184H236ZM217 184V183H216ZM222 185V184H221ZM225 185V184H224ZM227 185V184H226ZM225 185V186H226ZM217 188H216V190L217 191H219L220 190V185L219 186H217V185H215ZM230 186V185H229ZM228 186V187H229ZM233 187H234V185H232ZM232 186H230L231 188H232ZM235 186H239L238 184H236ZM12 187H14V186H12ZM12 187H8L7 188V192L4 190V192H6V193H8V194H11V195H15V189L14 188H12ZM219 187V188H218ZM223 187V185L221 186V188ZM227 188V187H223L222 189H223V192L222 191H219V192H221L222 193V195L224 194V192H225V189ZM219 189V190H218ZM233 189V188H232ZM231 189V191H233L234 192V190L236 189V188H234L233 190ZM256 189V188H255ZM259 189V188H258ZM214 190V189H213ZM216 190H214V191H216ZM203 191V190H202ZM226 191H228V192H230L232 195H233V193L231 192V191H229L228 190V188H227V190ZM236 191V192H237ZM255 191V190H254ZM228 192H225V194L224 195H228L227 196V198H232V199H234L235 197H233V196H236V193H235V195H229L228 194ZM256 192V191H255ZM227 193V194H226ZM253 193V192H252ZM258 193V192H257ZM214 195L213 196H218V195H215V194H217V193H213ZM264 194V193H263ZM198 195V194H197ZM204 195V194H203ZM222 195H220L221 197H222ZM223 195V196H224ZM239 195V196H240ZM255 196V193L254 194H252V196ZM205 196V195H204ZM225 196V197H226ZM231 196V197H230ZM238 196V195H237ZM238 196V197H239ZM253 196V197H254ZM264 196V195H263ZM263 196H261L262 198H264ZM200 197H201V193H200ZM208 197V196H207ZM247 197V196H246ZM250 197V196H249ZM248 197V198H249ZM217 197H215V199H216ZM226 198V199H227ZM259 198V197H258ZM262 198H260V202H261V200H263ZM213 199V198H212ZM218 199V198H217ZM223 199H224V197H223ZM225 199V200H226ZM231 199V200H232ZM239 199V198H238ZM237 199V200H238ZM254 199V198H253ZM198 200V199H197ZM203 200H205V198L203 199ZM209 200V199H208ZM218 200H221V199H218ZM227 200H229V199H227ZM226 200V201H227ZM231 200H229V202L231 201ZM234 200H236V199H234ZM233 200V201H234ZM244 200V199H243ZM199 201V200H198ZM198 201H197V203H198ZM201 201V200H200ZM222 201V200H221ZM241 201V200H240ZM239 200H238V202H240ZM246 201H247V199H246ZM245 201V202H246ZM253 201V200H252ZM190 202V201H189ZM201 202H203V201H201ZM247 202H249V204H250V200L249 201H247ZM205 203V202H204ZM207 203V202H206ZM215 203V205H217L216 204V202H215V200L213 201V204ZM223 203H224V201H223ZM231 203H233V202H231ZM241 203H244V202H241ZM262 203V202H261ZM261 203H258V205L259 204H261ZM264 204V203H263ZM263 204H262V207H263ZM178 205V204H177ZM200 205V204H199ZM204 206H205V204H203ZM230 205H232V204H230ZM242 205V204H241ZM221 206V205H220ZM223 206V205H222ZM234 206V205H233ZM243 206H244V204H243ZM251 206H252V202H251ZM199 207H201V205L199 206ZM208 207V206H207ZM212 207V206H211ZM216 207V206H215ZM225 207V206H224ZM229 207H231V206H229ZM241 207V206H240ZM260 207V205L257 207V208H259ZM206 208V207H205ZM213 208V207H212ZM232 208V207H231ZM177 209V208H176ZM175 209V210H176ZM204 209V208H203ZM211 209V208H210ZM218 210H219V208H217ZM221 209V208H220ZM199 210H201V209H199ZM207 210V209H206ZM230 210V209H229ZM242 210V209H241ZM248 210V209H247ZM256 210V209H255ZM262 211H263V208L261 209ZM201 211H203L204 212V210H201ZM216 211V210H215ZM224 211H226V210H224ZM223 211V212H224ZM240 211V210H239ZM246 211V210H245ZM258 211H259V209H258ZM261 211V212H262ZM214 212V211H213ZM244 212V211H243ZM254 212V211H253ZM51 213H53V211L51 212ZM251 213V212H250ZM249 213V214H250ZM256 213V212H255ZM260 212H258L257 213V215L259 214ZM179 214V213H178ZM211 214V213H210ZM241 214V213H240ZM248 214V215H249ZM264 213H262V215L261 216H264L263 215ZM66 215V214H65ZM64 214L62 215V216H65ZM252 215V214H251ZM259 215V216H260ZM48 216V215H47ZM241 216H243V215H241ZM258 216V217H259ZM49 217V216H48ZM68 217V216H67ZM244 217V216H243ZM251 217V216H250ZM46 218V217H45ZM69 218V217H68ZM253 218V217H252ZM257 218V217H256ZM59 219H63L62 217L61 218H59ZM67 219V218H66ZM70 219V218H69ZM246 219V218H245ZM257 219H259V218H257ZM260 219H264V218H260ZM259 219V220H260ZM45 220V219H44ZM64 220H65V217H64ZM64 220H63V222H64ZM68 220V219H67ZM67 220H65V223H67L68 224V222L70 221V220H68V222H67ZM252 220H254V219H252ZM259 220H257L258 222H259ZM218 221V220H217ZM261 221V220H260ZM58 222H60V221H58ZM63 222L61 223L62 225H60V227L61 226H63ZM64 223V224H65ZM71 223V222H70ZM69 223V224H70ZM264 223V222H263ZM30 223H29V221L27 222V226H26V228H25V230H24V232L16 239V241H18V242H20V241H22L23 243H30V238H32L34 235H30L28 232H29V230H27L28 229V227L29 228H31V225H29ZM59 224V223H58ZM67 224H65V225H67ZM213 224H214V222H213ZM260 224V223H259ZM64 225V226H65ZM254 225L252 224V227H253ZM58 227H59V225H58ZM254 228V227H253ZM251 230V229H250ZM202 236V237H201ZM205 238V236H203V235H200V238H201V240H202V238ZM199 238V239H200ZM198 239V240H199ZM207 239V238H206ZM29 240V241H28ZM197 241V240H196ZM203 241V240H202ZM194 242V241H193ZM204 242V241H203ZM194 243H196L197 244V242H194ZM199 243H201L200 241H199ZM206 243V242H205ZM193 244V243H192ZM195 244V245H196ZM28 245V244H27ZM209 245V244H208ZM211 245H212V243H211ZM211 245H209V246H211ZM221 245V244H220ZM22 247H26L25 246V244H23V245H21ZM198 246L199 245H197L196 247L198 248ZM200 246H201V244H200ZM206 246H207V244H206ZM214 246H216L215 244H214ZM218 246V245H217ZM246 246H248V245H246ZM194 247V246H193ZM192 247V248H193ZM191 248V249H192ZM201 248V247H200ZM199 248V249H200ZM205 248V247H204ZM207 248V247H206ZM245 248V247H244ZM196 249V248H195ZM198 249V250H199ZM202 249V248H201ZM211 249V247L210 248H208V250H210ZM212 251H210V252H208V253H210L209 255H208V257L206 258V256H205V259H208L210 256V259H209V263H210V260H213V262H215V260H218L219 261V264H249V262H250V260L248 261L247 259H245V256L243 255V251H241L242 250V247H241V250H235L234 249V247L232 246V244H231V242H226V243H224V244H222L221 246H220V248H219V246L217 247V250L215 251V249H214V247L212 246ZM239 249V248H238ZM198 250H196L195 252H198ZM205 250H207V249H205ZM244 250V249H243ZM9 251H13L12 250V248L10 249V250H8V252H7V264H9L10 262H11V258L10 257H8V255H9ZM193 251V250H192ZM215 251V252H214ZM235 251V252H234ZM206 252V251H205ZM212 252H214L213 254H212ZM202 253V252H201ZM195 254V253H194ZM203 254H204V252H203ZM245 254V253H244ZM247 254V256H248V253H246ZM249 255H250V253H249ZM253 255V254H252ZM252 255H250V257H253ZM195 256H196V254H195ZM202 256V255H201ZM249 257V256H248ZM247 257V258H248ZM249 257V258H250ZM201 259H202V257H201ZM204 259V260H205ZM255 259V258H254ZM256 260V259H255ZM254 260V261H255ZM206 261L207 260H205V263H206ZM103 262H105L104 260H103ZM217 262V261H216ZM216 262L215 263H212V264H216ZM102 263V262H101ZM203 263V262H202ZM204 263V264H205ZM254 263V262H253ZM252 263V264H253ZM105 264H106V262H105ZM208 264V263H207ZM217 264H218V262H217ZM251 264V263H250Z\"/></svg>", "mask_w": 264, "mask_h": 264}, {"label": "water", "instance_id": "3", "mask_svg": "<svg viewBox=\"0 0 264 264\" xmlns=\"http://www.w3.org/2000/svg\"><path fill=\"white\" fill-rule=\"evenodd\" d=\"M28 219L24 200L0 190V264H7V252L24 232Z\"/></svg>", "mask_w": 264, "mask_h": 264}]
</instances>
